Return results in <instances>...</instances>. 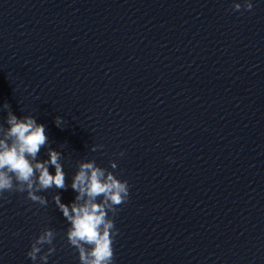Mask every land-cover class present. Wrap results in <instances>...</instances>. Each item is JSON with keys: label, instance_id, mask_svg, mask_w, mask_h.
<instances>
[{"label": "water", "instance_id": "obj_1", "mask_svg": "<svg viewBox=\"0 0 264 264\" xmlns=\"http://www.w3.org/2000/svg\"><path fill=\"white\" fill-rule=\"evenodd\" d=\"M250 2L252 10L234 11V0H0V125L4 103L18 118L35 116L67 176L164 110L263 60L264 0ZM38 159H48L47 147ZM5 195L0 230L32 203L26 193Z\"/></svg>", "mask_w": 264, "mask_h": 264}, {"label": "clouds", "instance_id": "obj_2", "mask_svg": "<svg viewBox=\"0 0 264 264\" xmlns=\"http://www.w3.org/2000/svg\"><path fill=\"white\" fill-rule=\"evenodd\" d=\"M232 7L234 11H250L253 4L250 0L242 3L234 0ZM3 108L7 111V127L0 125V199L7 200L6 193H26L27 200L46 207L47 198L38 193L53 187L67 189L62 153L48 146L45 126L38 123L35 116L18 118L7 103ZM55 124L59 128L65 127L64 118L56 116ZM46 147L48 159L39 160L41 149ZM99 148L103 145H93L91 150L95 152ZM118 155L123 156L124 152ZM50 166L54 167L55 174L49 171ZM110 166L113 170L117 168L115 161H110ZM71 188L77 195L70 204L63 203L58 193L52 197L70 224L66 231L68 244L78 252L80 264H113V243L119 235L114 217L119 206L128 202V181L98 166L95 160H81L72 177ZM56 236L57 233L49 227L40 231L27 252L33 264L37 260L40 264H47L49 257L56 252Z\"/></svg>", "mask_w": 264, "mask_h": 264}]
</instances>
